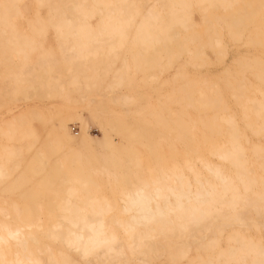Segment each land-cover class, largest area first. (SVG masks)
I'll return each instance as SVG.
<instances>
[{
  "label": "bare ground",
  "instance_id": "1",
  "mask_svg": "<svg viewBox=\"0 0 264 264\" xmlns=\"http://www.w3.org/2000/svg\"><path fill=\"white\" fill-rule=\"evenodd\" d=\"M0 264H264V0H0Z\"/></svg>",
  "mask_w": 264,
  "mask_h": 264
},
{
  "label": "rangeland",
  "instance_id": "2",
  "mask_svg": "<svg viewBox=\"0 0 264 264\" xmlns=\"http://www.w3.org/2000/svg\"><path fill=\"white\" fill-rule=\"evenodd\" d=\"M229 60H230V56H228V61ZM44 102H46V101H44ZM19 104H21L20 106H24V105H29V104H32V103H30L28 101V102H23V103H19ZM45 104H47V103H45ZM81 108L82 107H79L78 109H81ZM85 115L88 117L89 116L88 112L85 111ZM88 122H89L88 123V133H89V135L91 137H93V138H97V137L101 136L102 132H101V128H100V125L98 124V122L97 121H93L91 119H89ZM68 131L70 132L71 135H74V136L80 134L81 128H80L79 122L78 121H75V122L71 121L69 123Z\"/></svg>",
  "mask_w": 264,
  "mask_h": 264
}]
</instances>
